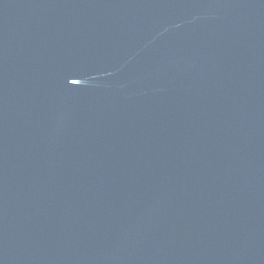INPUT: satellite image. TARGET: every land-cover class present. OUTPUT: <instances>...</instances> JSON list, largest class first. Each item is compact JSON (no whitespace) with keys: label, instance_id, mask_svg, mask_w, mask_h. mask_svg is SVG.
<instances>
[{"label":"water","instance_id":"95a60500","mask_svg":"<svg viewBox=\"0 0 264 264\" xmlns=\"http://www.w3.org/2000/svg\"><path fill=\"white\" fill-rule=\"evenodd\" d=\"M0 264H264V0H0Z\"/></svg>","mask_w":264,"mask_h":264}]
</instances>
